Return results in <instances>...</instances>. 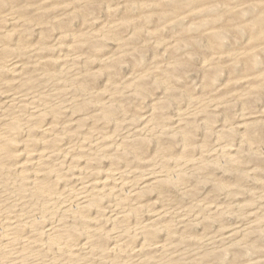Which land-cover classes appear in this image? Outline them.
<instances>
[{"label":"rangeland","instance_id":"1","mask_svg":"<svg viewBox=\"0 0 264 264\" xmlns=\"http://www.w3.org/2000/svg\"><path fill=\"white\" fill-rule=\"evenodd\" d=\"M263 11L0 0V264H264Z\"/></svg>","mask_w":264,"mask_h":264},{"label":"bare ground","instance_id":"2","mask_svg":"<svg viewBox=\"0 0 264 264\" xmlns=\"http://www.w3.org/2000/svg\"><path fill=\"white\" fill-rule=\"evenodd\" d=\"M263 13H264V11H263ZM263 18H264V17H263ZM263 18L261 17V19H260V22H261L262 24H264V20H262Z\"/></svg>","mask_w":264,"mask_h":264}]
</instances>
